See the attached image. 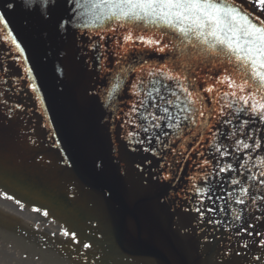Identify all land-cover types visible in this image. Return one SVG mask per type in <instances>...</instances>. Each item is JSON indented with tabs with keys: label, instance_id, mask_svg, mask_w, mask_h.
I'll use <instances>...</instances> for the list:
<instances>
[{
	"label": "water",
	"instance_id": "water-1",
	"mask_svg": "<svg viewBox=\"0 0 264 264\" xmlns=\"http://www.w3.org/2000/svg\"><path fill=\"white\" fill-rule=\"evenodd\" d=\"M8 3L13 7L7 8ZM74 7L65 0H49L48 4L43 0H33L31 4H26L25 0H0V12L8 21V29L24 49L23 52L16 49L9 37L7 42L22 68V83L27 84L41 110L72 178L61 183L52 179V164H58L57 161L47 160L48 163L40 160L39 155L30 163V171L21 167L25 164L18 161L20 153L27 154L32 145L22 141L21 132L8 128L7 123L12 118H6L0 107V190L56 216L67 225L70 233L76 234L75 239L49 234L21 222L0 206V237L46 264H190L179 245L175 227L163 218V210L158 209L167 195L165 192L173 188L172 182L165 180L154 195L136 196L127 191L116 136L119 121L132 103L128 86L140 73L123 69L171 64L173 57L171 53L152 52L139 42L121 47L116 40L125 29L117 28L114 21L97 18L87 8L77 9L78 14L74 15ZM246 11L252 17L257 16L248 9ZM111 28H116V34L109 31ZM8 29L0 23L4 36ZM137 31L159 34L152 26ZM69 33L84 36L83 42H77V48L83 52L89 50L94 59L87 68L85 62L79 63L75 73L66 67L64 60ZM88 37L92 42H98L97 48L93 49L91 43L85 42ZM175 42L179 44V40ZM97 56L101 58L97 60ZM190 62L193 66L199 63L196 60ZM215 62V59L205 60L196 70L195 76L205 87L212 80V73L207 72L205 65L211 67ZM117 79L120 88L109 99L108 93ZM86 82L88 88L82 90ZM160 85L157 88L166 89ZM220 90L231 91L226 86H220ZM2 91L4 87L0 86V93ZM222 98L220 95L214 99L208 96L206 107L214 111L200 109L205 115L199 117L196 129L185 139L196 149L204 134L215 127ZM225 127L230 125L225 124ZM237 134L248 140V133L241 130ZM230 139L229 132L223 133L221 142L226 144ZM180 150L185 149L177 148L175 152ZM42 166H46L47 171ZM66 190L72 196L67 195ZM60 196L67 200H60ZM154 205L156 208L153 209ZM84 244L90 247L84 248Z\"/></svg>",
	"mask_w": 264,
	"mask_h": 264
},
{
	"label": "flooded vegetation",
	"instance_id": "flooded-vegetation-1",
	"mask_svg": "<svg viewBox=\"0 0 264 264\" xmlns=\"http://www.w3.org/2000/svg\"><path fill=\"white\" fill-rule=\"evenodd\" d=\"M245 8L264 19V13L261 12L259 7L252 4V0H245ZM4 37V34L0 31V86L2 89L4 87V91L0 93V107L6 118H12L10 119L11 122L7 123L8 128L21 132L22 141L32 145L27 154L20 153L21 157L18 158V161L24 163L25 165L21 167L28 171L31 170L30 163L36 160L38 155L40 160L42 158L45 162H48L47 160L57 161L58 164H52L54 172L50 177L59 180L60 183L71 180V173L65 167L41 110L38 108L29 88H27V84L22 83L24 78L16 53ZM83 38L75 33H69L66 38L64 60L66 67L72 70L73 73H75L79 63L85 62L84 66L90 67L94 60L89 50L86 49L83 52V50L77 48V42H83ZM90 41L92 42V38L89 37L85 40L87 44H90ZM79 50L84 53L81 57ZM79 57L81 60L78 59ZM137 76L144 80V84L141 86L144 92L153 87L149 82L150 79H157L156 77H147L146 72H140L134 76L135 78L128 86V95L132 98L131 102L136 100L131 91V85L136 81ZM158 80L161 87L168 84L175 88L171 81H165L162 77ZM91 86L92 83L89 87L91 88ZM82 87V90L87 89V82ZM176 91L179 96L177 106H162H168L174 117H180L182 137L188 138L196 129L200 117L199 115L192 116L191 111L201 109V107L197 104L191 106V111H181L185 107L184 97L179 89H176ZM144 92L141 93L142 98ZM160 95L168 99H177L171 95L170 91L163 88H160ZM153 96L155 97L156 93H153ZM151 102L161 103L158 99ZM228 103H232L233 107L227 108ZM16 105H20V107H16ZM131 105L132 103L129 104L127 112L130 111ZM219 105L224 107L226 114H230L220 118L225 119L226 116H230L231 120H234V124L232 123L228 128L222 125L217 130V124L215 123V127L204 134L202 141L196 145L197 149L190 142H186L185 139L177 140L176 137L181 135V132L173 128L165 129L169 136L161 135V140L169 143V148L163 147L155 139L149 143L148 136L153 135V133L160 135V130L149 127L148 132L145 133L141 128L136 127V124H143L144 127H148L147 121H140L135 114L132 117L123 116L117 126L116 136L126 190L136 196L154 195L165 180L172 182L173 188L165 192L167 195L162 199L163 204L160 205V208L158 206L157 208L163 210V218L170 220L175 227L176 235L180 239L179 245L185 251V258L190 264H264V244L260 243L261 240H264V235H256V233H264V206H259V202L255 205L252 203L250 196L257 193L251 188L250 196L242 197L245 204H237L235 199L239 195L240 186L230 184L232 178H242L246 174L259 175V172L264 170V168H261L258 159L264 158V150L251 151L250 149H243L242 146L235 145L233 141L235 136L234 139L239 138L237 133L241 130L248 133L247 137L251 136L254 139L264 136V122L259 121L250 112L237 115L236 110L244 105L242 101H237L235 97H223ZM220 107L215 119L219 115ZM149 111L162 115V113L156 112L154 108H150ZM185 115H190L191 119L196 122L191 123L183 120ZM128 119L135 120V123H127ZM244 120H249L250 123L241 128ZM171 122L176 123L177 121L173 120ZM152 123L156 122L153 121ZM159 123L163 127L166 121H160ZM228 132L230 135L233 133L235 135H231L229 143L222 144V134ZM130 133H135V135H130ZM239 139L250 145L253 143V140L249 138L248 140ZM139 141L144 142L140 143ZM172 141H176L175 144H172ZM261 144L264 147V140H261ZM172 147L175 148V151L177 148H184L185 150L173 152L170 150ZM217 147H221V151L226 150L232 155L220 156L216 151ZM149 148H155L156 152L147 151L146 149ZM200 153H203V156ZM249 155H251V159H249ZM175 156H177V159L174 161ZM205 159L212 161V163L204 165L203 168L198 167L197 165ZM237 160H239L240 165H246L247 170L244 167H239L236 163ZM228 163L233 164L237 171H233L231 175L227 172L217 175V168L224 167ZM42 167L45 168L44 171H47L46 166ZM209 173L207 180L201 179ZM252 183V181H247L242 186L249 187ZM194 186L208 188L210 191L204 193L201 199L192 190ZM230 192L234 193L231 198L228 195ZM65 193L72 196L69 190H66ZM57 199L59 202L62 199L67 200V198H61V196L60 200L58 197ZM84 206L88 207V204ZM74 208L76 207L74 206ZM154 208H156L155 205ZM196 208H202L205 214L201 216L195 211ZM208 208H216L217 211L208 212ZM220 209H223V211ZM233 211L242 215V219H233ZM209 219L223 221V224L208 223ZM245 226H248L250 230L244 231ZM238 229H240L239 234H237ZM258 257L260 259H257Z\"/></svg>",
	"mask_w": 264,
	"mask_h": 264
},
{
	"label": "snow or ice",
	"instance_id": "snow-or-ice-1",
	"mask_svg": "<svg viewBox=\"0 0 264 264\" xmlns=\"http://www.w3.org/2000/svg\"><path fill=\"white\" fill-rule=\"evenodd\" d=\"M32 2L33 0H25L26 4H31ZM43 3L48 4L49 0H43ZM65 3L75 5L72 9L74 15L78 14L77 9L87 8L97 18L102 17L104 21H114L117 28L125 29L124 32L118 34L119 38L116 40V43L121 47L125 45L134 46L136 42H139L143 48L152 52L171 53L173 57L171 64L165 63L152 66L147 70L143 65L138 69H123L126 72H146L149 78L162 77L165 81H171L175 85V88L168 84L164 85V87L171 92L173 97L177 98L176 100L160 95V88L155 87L156 84L160 83L158 79H150L149 82L153 87L146 92L141 87L144 84V80L139 76L131 85V91L136 100L132 102L130 111L126 115L132 117L135 114L140 121H147L148 127H144L143 124H136V127L141 128L145 133L148 132L149 127L160 130V135L153 133V135L148 136L149 143L155 139L163 147L169 148V143L161 140V135L169 136V133L165 130L167 128L180 130L181 135L176 137L177 140L186 139L182 137L179 123L180 117H174L168 107L177 106L179 96L176 89H179V92L184 97L183 103L185 107L181 111H191V106L197 104L205 110L214 111V109H207L206 107L205 101L208 96L213 99L217 95L223 97L232 96L237 101H242L244 105L236 110L237 115L250 112L259 121L264 122V19L259 15L250 16L245 10V0H83V2L82 0H65ZM237 4L240 6L237 7ZM252 4L259 7L261 12L264 13V0H252ZM52 6L54 7L55 4L53 3ZM6 7L10 9L13 5L8 3ZM0 23L3 24L4 29H8V21L5 19L3 12H0ZM64 23H67V21ZM148 26L157 28L159 34H140L137 31V29H148ZM61 27H63V24ZM109 31L116 34V28H111ZM95 34L100 35L99 33ZM9 37H11V43L15 44L16 49L23 52L24 49L17 43L16 37L12 35L10 29H8L4 39L8 40ZM176 40H179V44L175 42ZM90 43L93 49L98 47V42L90 41ZM193 50H195L194 56L192 55ZM100 58V56H97V60ZM212 59H215L216 62L211 67L205 65L207 72L212 73L211 83H208L207 87H205L199 82L195 73L200 64H204L205 60ZM192 60H196L199 63L193 66L190 62ZM207 80L208 77L206 76L205 82ZM220 86H226L231 91H221ZM32 87L35 90V85ZM119 88L120 81L117 79V83L112 85L108 93V98L111 99L113 93ZM142 92H144L143 98L141 97ZM153 93H156L155 97ZM204 94H208V96ZM157 99L161 103L151 102ZM215 102L219 104V100ZM16 107H20V105H16ZM226 107L232 108L233 104L228 103ZM150 108L156 109V112L162 113V115L149 111ZM191 115L203 117L205 111L195 109L191 111ZM225 115L230 114H226L224 107L221 106L216 119L217 130L222 125L232 124L231 119L220 118ZM173 120L177 122L172 123L171 121ZM183 120L191 123L196 122L191 119L190 115H185ZM153 121L156 123H152ZM160 121H166L163 127L159 123ZM126 122L134 124L135 120L128 119ZM249 123V120H244L241 128ZM130 135H135V133H130ZM231 135L234 136L235 134ZM248 138L253 140L251 145L239 138L235 139L234 143L237 146H242L243 149H250L251 151L256 149L264 150L261 144L264 136L259 139H254L251 136ZM139 142L143 143L144 141ZM175 142L172 141L171 143L175 144ZM146 150L153 153L156 152L155 148ZM170 150L174 152L175 148L172 147ZM216 151L222 157L232 155L226 150L221 151V147H217ZM200 155L203 156V153H200ZM249 159H251V155H249ZM258 159L261 168H264V158ZM211 163L212 161L205 159L197 166L203 168L204 165H210ZM236 163L239 167L246 169V165H240L239 160ZM253 166L255 167V165ZM233 171H237V169L233 167V164L228 163L224 167L217 168V175L224 172L231 175ZM208 175L210 173L204 175L201 179L207 180ZM247 181H252L253 183L249 187H243L242 184ZM230 184L240 186L239 195L235 199L237 204H245V200L242 197L250 196L251 188L257 193L250 196L252 203L255 205L259 202V206H264V170H261L259 175L246 174L242 178H232ZM192 190L201 199L204 193L210 191L208 188L195 186ZM228 195L231 198L234 193L230 192ZM6 198L12 199L10 196H6ZM16 203L19 204L20 202L16 201ZM34 210L40 211L39 209ZM220 210L223 211V209ZM195 211L201 216L205 214L202 208H196ZM207 211L215 212L217 209L208 208ZM43 214L45 216L48 215L47 212ZM232 216L235 220L242 219V215L236 211L232 212ZM207 222L223 224V221L211 219ZM243 230L249 231L250 229L245 226ZM239 231L240 229L237 230V234H239ZM63 234L71 236L73 239L76 236L75 233H68L67 231H64ZM256 235H264V233H256ZM260 243L264 244V240H261ZM83 247L89 248L90 245L84 244ZM257 259L260 258L258 257Z\"/></svg>",
	"mask_w": 264,
	"mask_h": 264
},
{
	"label": "bare ground",
	"instance_id": "bare-ground-1",
	"mask_svg": "<svg viewBox=\"0 0 264 264\" xmlns=\"http://www.w3.org/2000/svg\"><path fill=\"white\" fill-rule=\"evenodd\" d=\"M5 194V192L0 190V206L17 216L21 222L23 221L29 226H33L52 235L60 237L64 236V238L68 237L63 234L64 231L68 232L67 228L55 218L45 216L43 214V209L20 202L12 196H10L12 199H7L6 196L9 195ZM16 201H19L20 203L17 204ZM21 205H23V207H21ZM34 209H39L40 211H35ZM0 264L46 263L19 249L18 247H15L0 237Z\"/></svg>",
	"mask_w": 264,
	"mask_h": 264
},
{
	"label": "rangeland",
	"instance_id": "rangeland-1",
	"mask_svg": "<svg viewBox=\"0 0 264 264\" xmlns=\"http://www.w3.org/2000/svg\"><path fill=\"white\" fill-rule=\"evenodd\" d=\"M14 198V197H13ZM30 205V204H29ZM31 206H35V205H31ZM44 212H46L45 210H44ZM48 213V212H47ZM47 216H49L50 218H55L56 220H58V221H60L66 228H67V230H68V233H70V230H69V228L67 227V225L66 224H64V222H62V220L61 219H59V218H57L56 216H54V215H52V214H50V213H48V215ZM69 237V236H68ZM67 238V237H66Z\"/></svg>",
	"mask_w": 264,
	"mask_h": 264
}]
</instances>
